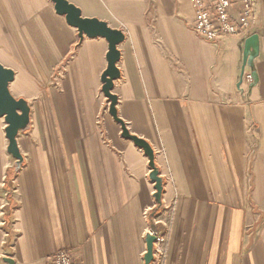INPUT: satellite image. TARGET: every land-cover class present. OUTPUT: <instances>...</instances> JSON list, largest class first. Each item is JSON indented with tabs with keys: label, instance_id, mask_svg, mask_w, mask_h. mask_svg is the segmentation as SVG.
Here are the masks:
<instances>
[{
	"label": "crops",
	"instance_id": "obj_1",
	"mask_svg": "<svg viewBox=\"0 0 264 264\" xmlns=\"http://www.w3.org/2000/svg\"><path fill=\"white\" fill-rule=\"evenodd\" d=\"M67 1L123 32L115 110L154 168L110 113L107 40H81L51 0H0L9 93L27 108L38 101L31 134L23 119L17 137L24 166L10 200L7 171L20 160L0 118V264H47L60 250L75 264H145L155 218L167 242L152 264H264V0L245 67L246 39L198 37L191 0ZM46 115L55 119L44 128Z\"/></svg>",
	"mask_w": 264,
	"mask_h": 264
},
{
	"label": "water",
	"instance_id": "obj_2",
	"mask_svg": "<svg viewBox=\"0 0 264 264\" xmlns=\"http://www.w3.org/2000/svg\"><path fill=\"white\" fill-rule=\"evenodd\" d=\"M55 4V9L58 14L65 16L68 24L77 29L79 32L80 39L82 40L85 36L89 38H104L109 43V51L107 54L108 66L102 75L103 92L110 101V113L114 119L121 124L125 139L131 140L134 144L142 149L145 155L150 159V166L154 168V156L153 151L149 145L142 139L133 136L127 130L126 125L118 118L116 113V106L118 104V97L113 94L115 83L120 79V70L118 64L121 58V52L119 46L125 40V36L122 31L111 29L106 23L96 19H85L82 17L81 11L70 4L67 0H51ZM258 36H251L246 40L245 51H244V67L248 61L252 60L258 53ZM245 70H243V75ZM242 75V76H243ZM14 72L4 68L0 64V118H5L7 123L6 135L9 140V153L12 152L15 158H18L21 162V158L17 137L19 131L24 129L22 121H27L29 115V108L24 105V101L15 100L9 93V84L14 80ZM242 83V81H241ZM154 181L161 184V181L154 174L152 175ZM162 186L157 185V201L161 198ZM156 237L152 234L147 235V251L144 256L145 264H152L154 262V243ZM6 264H17L15 259L11 256H5L3 258Z\"/></svg>",
	"mask_w": 264,
	"mask_h": 264
},
{
	"label": "built area",
	"instance_id": "obj_3",
	"mask_svg": "<svg viewBox=\"0 0 264 264\" xmlns=\"http://www.w3.org/2000/svg\"><path fill=\"white\" fill-rule=\"evenodd\" d=\"M258 0H191L195 11L194 32L207 42L241 35L251 37L257 27L256 6ZM242 82L251 85L254 76L244 73ZM156 237L154 263H162L166 255L167 237L164 230L151 231ZM47 264H75L72 254L60 250L49 258Z\"/></svg>",
	"mask_w": 264,
	"mask_h": 264
},
{
	"label": "trees",
	"instance_id": "obj_4",
	"mask_svg": "<svg viewBox=\"0 0 264 264\" xmlns=\"http://www.w3.org/2000/svg\"><path fill=\"white\" fill-rule=\"evenodd\" d=\"M11 151V150H9ZM12 154V152H10ZM24 166V160H22L21 162H17L15 169L16 170H9L7 171V178H6V183H5V189L8 192V198L10 200V196H11V190H12V182L16 176V174L20 171V169ZM157 194H155V199L157 200ZM14 209V205L12 203V201H10V204L7 205L4 208V219H5V225H4V229L5 231L9 232L8 233V237L10 236V222L12 220V210ZM12 242V240H10V237L7 239V245ZM8 247V246H7Z\"/></svg>",
	"mask_w": 264,
	"mask_h": 264
},
{
	"label": "rangeland",
	"instance_id": "obj_5",
	"mask_svg": "<svg viewBox=\"0 0 264 264\" xmlns=\"http://www.w3.org/2000/svg\"><path fill=\"white\" fill-rule=\"evenodd\" d=\"M36 102H38V101H36V100H34V101H31V103L29 104V109H30V112H29V115H28V119H27V123L29 124L28 125V128H27V133L28 134H31V132H32V121L30 120V117L32 118L33 116H31V114L33 113V108L31 109V106H35V103ZM32 111V112H31ZM34 119H35V116H34ZM54 119H55V117L54 116H51V115H46V117H44V121L42 122V127H44L45 128V125H48L49 126V123H52V120L54 121ZM6 129H7V127H6ZM45 132V131H44ZM48 134V133H47ZM54 134V133H53ZM21 153V152H20ZM15 166H16V163L10 168V170H16L15 169ZM158 212H159V210H157L156 209V211H155V213L153 214V215H155V217H158ZM153 213V212H152ZM157 220H159V218H155L154 219V225H153V227L151 228V231H159L160 230V228H159V222L157 221ZM150 231V232H151Z\"/></svg>",
	"mask_w": 264,
	"mask_h": 264
}]
</instances>
